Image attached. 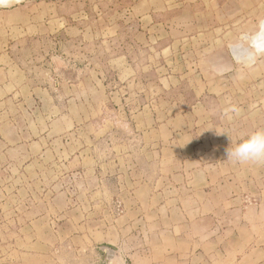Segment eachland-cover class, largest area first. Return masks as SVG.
Listing matches in <instances>:
<instances>
[{
  "label": "rangeland",
  "instance_id": "1",
  "mask_svg": "<svg viewBox=\"0 0 264 264\" xmlns=\"http://www.w3.org/2000/svg\"><path fill=\"white\" fill-rule=\"evenodd\" d=\"M262 21L0 0V264H264V164L226 156L264 129Z\"/></svg>",
  "mask_w": 264,
  "mask_h": 264
},
{
  "label": "clouds",
  "instance_id": "2",
  "mask_svg": "<svg viewBox=\"0 0 264 264\" xmlns=\"http://www.w3.org/2000/svg\"><path fill=\"white\" fill-rule=\"evenodd\" d=\"M227 159L241 164H264V129H257L226 149Z\"/></svg>",
  "mask_w": 264,
  "mask_h": 264
},
{
  "label": "bare ground",
  "instance_id": "3",
  "mask_svg": "<svg viewBox=\"0 0 264 264\" xmlns=\"http://www.w3.org/2000/svg\"><path fill=\"white\" fill-rule=\"evenodd\" d=\"M5 1H6V0H5ZM12 1H15V0H12ZM19 1H20V0H19ZM4 3H5V2H4ZM262 22H263V21H262ZM261 28H262V30L264 31V22L261 23ZM251 55H252V54H251ZM248 58H250L249 55H248ZM246 59H247V57H246ZM246 59H245V60H246ZM246 61H247V60H246Z\"/></svg>",
  "mask_w": 264,
  "mask_h": 264
}]
</instances>
